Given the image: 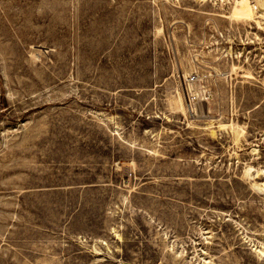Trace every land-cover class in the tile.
I'll return each instance as SVG.
<instances>
[{
  "label": "rangeland",
  "instance_id": "374dc122",
  "mask_svg": "<svg viewBox=\"0 0 264 264\" xmlns=\"http://www.w3.org/2000/svg\"><path fill=\"white\" fill-rule=\"evenodd\" d=\"M237 1L0 0V264H264V0Z\"/></svg>",
  "mask_w": 264,
  "mask_h": 264
},
{
  "label": "bare ground",
  "instance_id": "6f19581e",
  "mask_svg": "<svg viewBox=\"0 0 264 264\" xmlns=\"http://www.w3.org/2000/svg\"><path fill=\"white\" fill-rule=\"evenodd\" d=\"M237 5H234L231 10L229 11V18L232 19V20H250V18L253 16L254 14V10L252 9V7L247 3V0H238L237 2ZM263 16H264V11L262 12ZM179 105H180V108L181 110L183 111V107L182 105L180 104L179 102ZM224 126V125H223ZM223 126L219 125L218 127L220 128H223ZM252 168L248 167L246 170H245V175H249L250 172H252ZM259 174H264V171H256L255 172V176L256 175H259ZM250 176V175H249ZM255 187L258 189V190H261V186L259 185H255ZM259 252L264 256V251L262 249L259 250Z\"/></svg>",
  "mask_w": 264,
  "mask_h": 264
},
{
  "label": "built area",
  "instance_id": "2783aa9c",
  "mask_svg": "<svg viewBox=\"0 0 264 264\" xmlns=\"http://www.w3.org/2000/svg\"><path fill=\"white\" fill-rule=\"evenodd\" d=\"M186 101L191 107L201 103H208L212 99V92L209 89H204L199 92H194L193 85L197 82L195 75H189L186 78Z\"/></svg>",
  "mask_w": 264,
  "mask_h": 264
}]
</instances>
